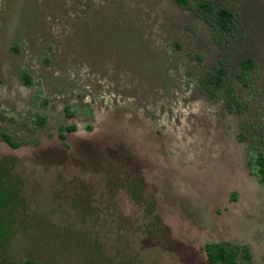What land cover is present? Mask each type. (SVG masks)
Listing matches in <instances>:
<instances>
[{
	"label": "rangeland",
	"instance_id": "1",
	"mask_svg": "<svg viewBox=\"0 0 264 264\" xmlns=\"http://www.w3.org/2000/svg\"><path fill=\"white\" fill-rule=\"evenodd\" d=\"M214 1L222 42L176 0H0V264H264V0Z\"/></svg>",
	"mask_w": 264,
	"mask_h": 264
},
{
	"label": "trees",
	"instance_id": "2",
	"mask_svg": "<svg viewBox=\"0 0 264 264\" xmlns=\"http://www.w3.org/2000/svg\"><path fill=\"white\" fill-rule=\"evenodd\" d=\"M180 5L194 9L204 20H206L214 30V38L223 41L228 35H236L239 16L236 11L227 5H221L214 0H176ZM229 35V36H230ZM229 38V37H228ZM247 67L250 68L252 60L247 59ZM225 74V68L219 66L209 75V82L219 84ZM3 138L12 146H19L20 141L15 140L9 133L3 132ZM61 137H64L61 133ZM119 158L125 156L124 153L118 151L115 156ZM257 162L260 164V173L264 174V155L259 153ZM208 260L214 264H239L240 254L243 258V264H254L252 261V253L248 247H243V254L240 253L238 247L228 244L225 241H212L205 244Z\"/></svg>",
	"mask_w": 264,
	"mask_h": 264
}]
</instances>
